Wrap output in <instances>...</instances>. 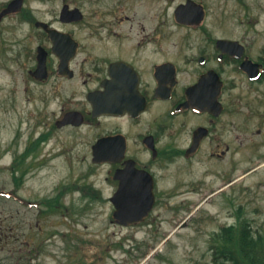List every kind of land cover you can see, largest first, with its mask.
Here are the masks:
<instances>
[{
  "label": "flooded vegetation",
  "instance_id": "flooded-vegetation-1",
  "mask_svg": "<svg viewBox=\"0 0 264 264\" xmlns=\"http://www.w3.org/2000/svg\"><path fill=\"white\" fill-rule=\"evenodd\" d=\"M104 1L92 0L88 13L78 0L77 32L72 34L78 49L70 63L74 74L62 77L56 72L61 79L78 81L85 92L80 106L90 108L80 127L62 129L95 127L91 151L99 152L100 142L107 139L103 151L109 154L108 162L93 164L98 179L92 185L79 181L57 187L37 204L44 207L42 213L74 218L93 206L108 205L112 222L129 231L118 245L126 264H163V247L172 237L205 223L203 210L213 198L220 195L232 206L237 201L244 149H256V138L264 135V57L253 58L242 42L228 54L219 47L221 38L203 28L204 22L179 23L177 10L189 0L174 7V21L202 35L177 38L173 43L178 51L172 53L164 50L165 0ZM187 16L191 19L190 13ZM255 64L261 72L257 78L252 77ZM240 78L249 85L239 86ZM101 104L132 109L94 118L92 107ZM101 169L107 171L105 180L97 174ZM121 178L127 182L123 195ZM68 192L79 193L87 204L79 207L74 199L69 209L63 201ZM116 201L127 204V217L136 210L143 218L120 224ZM63 236L66 244L60 255L65 264H101L105 259L85 261L80 240L73 233ZM75 240L78 245L72 244ZM106 248V254L115 249Z\"/></svg>",
  "mask_w": 264,
  "mask_h": 264
},
{
  "label": "rangeland",
  "instance_id": "rangeland-1",
  "mask_svg": "<svg viewBox=\"0 0 264 264\" xmlns=\"http://www.w3.org/2000/svg\"><path fill=\"white\" fill-rule=\"evenodd\" d=\"M11 1L0 0V12ZM184 1H164L165 52L178 51L173 43L177 38L202 35L175 23L174 7ZM196 1L207 8L203 28L213 37L242 42L248 45L253 58L264 57V0ZM104 2L107 4L108 0ZM77 4L78 0H25L23 11H31L37 21L76 35V24H62L59 17L65 5L76 8ZM81 4L85 11L92 12V0H83ZM21 16L20 13L9 16L0 23V261L65 264L60 255L66 244L63 234L73 233L80 240L85 261L98 262L105 257L101 264H126V255L118 245L129 231L112 222L108 205L93 206L74 218L68 213L43 214L44 207L37 204L57 187L79 181L92 185L98 179L91 151L97 129L89 125L56 127L70 111H79L89 118L90 108L80 106L85 92L77 80L59 78L58 59L52 52L48 56L52 73L49 79L41 82L30 75L37 66L38 46L48 49L51 44L34 24L23 21ZM240 85L246 87L249 83L240 78ZM50 130L48 141L22 165H17L14 174L15 159L33 139ZM256 139L259 142L256 149H244L243 185L237 201L232 206L220 195L213 198L203 210L205 223L172 237L169 246L163 247V264H212V238L223 225L237 223V209L242 208V218L250 220L255 230H263L264 135ZM97 174L100 180H105L107 171L101 169ZM15 175L22 177L21 186L16 185ZM214 188L218 185H213ZM74 199L79 207L87 204L77 192H68L63 201L71 209ZM72 244L78 245V240ZM110 245L115 249L106 254V246Z\"/></svg>",
  "mask_w": 264,
  "mask_h": 264
},
{
  "label": "water",
  "instance_id": "water-1",
  "mask_svg": "<svg viewBox=\"0 0 264 264\" xmlns=\"http://www.w3.org/2000/svg\"><path fill=\"white\" fill-rule=\"evenodd\" d=\"M24 5V0H14L12 1L8 7L3 10L0 14V22L8 15L15 14L19 12ZM191 14V19L187 16V14ZM78 15V10H70L69 6H65L61 12V21L63 23H71L76 22ZM194 15V18H193ZM177 21L183 24H195L200 25L204 18H205V10L201 5H198L194 1H189L187 5H182L178 8L177 13ZM36 26L38 28H43L49 35L50 39L53 43V52L59 57L61 63L59 65V73L61 75H72V72L69 71V63L75 57L77 53V43L72 38L70 34L60 32L56 29H51L47 23L44 22H37ZM219 47L228 54H234V49L236 46L240 45L239 42L236 41H229V40H220ZM38 60L39 65L37 70L35 71V76L41 79H46L48 77V70H47V51L40 47L38 49ZM249 63L252 64L251 61ZM246 63L244 64V66ZM256 65V73L253 75V78H256L259 75V66ZM243 66V67H244ZM89 100L92 102L93 97L92 95L89 96ZM188 106V103L185 104ZM131 107H116L112 108L105 104L101 105H93V117H99L101 115H110V114H124V112L128 111L131 112ZM83 116L79 112H71L68 113L65 119L60 123V127L67 125V124H74V125H81L83 123ZM103 142L106 143V140H102L99 146V152H94V163H102L108 161L109 154L103 151ZM127 182L124 178H121L120 184V193L119 195H123V192L126 188ZM116 213L115 217L120 224H127V220L130 222H138L140 221L143 216L137 213L138 211L134 210V213L131 217H127V204L122 201H116ZM138 214V215H137ZM1 264V263H0Z\"/></svg>",
  "mask_w": 264,
  "mask_h": 264
},
{
  "label": "trees",
  "instance_id": "trees-1",
  "mask_svg": "<svg viewBox=\"0 0 264 264\" xmlns=\"http://www.w3.org/2000/svg\"><path fill=\"white\" fill-rule=\"evenodd\" d=\"M23 20L34 23L36 20L30 12L22 16ZM45 35V34H44ZM50 137L49 133H42L40 138L31 142L20 157L15 159L14 174L31 155L35 154L43 141ZM18 186L22 185V177H14ZM237 223L223 225L214 234L210 251L212 264H264V228L255 230L250 220L242 218V208L237 212Z\"/></svg>",
  "mask_w": 264,
  "mask_h": 264
}]
</instances>
